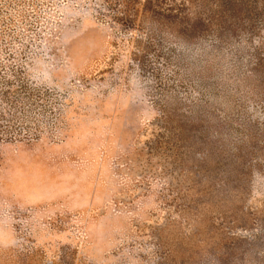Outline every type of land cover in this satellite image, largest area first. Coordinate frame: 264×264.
<instances>
[{
    "label": "rangeland",
    "instance_id": "obj_1",
    "mask_svg": "<svg viewBox=\"0 0 264 264\" xmlns=\"http://www.w3.org/2000/svg\"><path fill=\"white\" fill-rule=\"evenodd\" d=\"M0 264H264V0H0Z\"/></svg>",
    "mask_w": 264,
    "mask_h": 264
}]
</instances>
